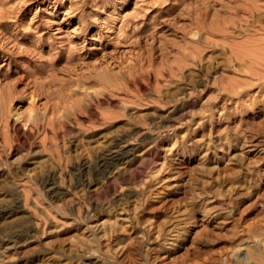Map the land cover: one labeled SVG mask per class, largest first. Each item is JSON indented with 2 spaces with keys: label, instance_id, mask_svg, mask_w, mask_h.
<instances>
[{
  "label": "rangeland",
  "instance_id": "rangeland-1",
  "mask_svg": "<svg viewBox=\"0 0 264 264\" xmlns=\"http://www.w3.org/2000/svg\"><path fill=\"white\" fill-rule=\"evenodd\" d=\"M0 264H264V0H0Z\"/></svg>",
  "mask_w": 264,
  "mask_h": 264
},
{
  "label": "bare ground",
  "instance_id": "bare-ground-1",
  "mask_svg": "<svg viewBox=\"0 0 264 264\" xmlns=\"http://www.w3.org/2000/svg\"><path fill=\"white\" fill-rule=\"evenodd\" d=\"M28 126V125H27ZM19 130V129H18ZM23 130V129H22ZM109 151V150H108ZM110 152V151H109ZM107 164H105V166H106ZM107 167V166H106Z\"/></svg>",
  "mask_w": 264,
  "mask_h": 264
}]
</instances>
